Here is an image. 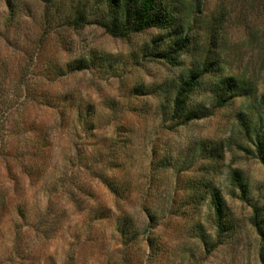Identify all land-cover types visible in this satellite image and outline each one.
Here are the masks:
<instances>
[{"label": "rangeland", "instance_id": "obj_1", "mask_svg": "<svg viewBox=\"0 0 264 264\" xmlns=\"http://www.w3.org/2000/svg\"><path fill=\"white\" fill-rule=\"evenodd\" d=\"M167 2L116 37L108 0H0V264H264V0Z\"/></svg>", "mask_w": 264, "mask_h": 264}, {"label": "trees", "instance_id": "obj_2", "mask_svg": "<svg viewBox=\"0 0 264 264\" xmlns=\"http://www.w3.org/2000/svg\"><path fill=\"white\" fill-rule=\"evenodd\" d=\"M44 1L51 2L52 0ZM100 25L105 27L107 32L113 36L127 37L131 33L149 29H170L175 24L173 9L167 0H108V15L100 21ZM188 43V37L184 36L179 42L174 43V45L160 53L159 56L175 64L185 52ZM202 74L199 71H192L186 79L181 81L173 99L172 116L174 120H181L185 117L190 97L199 85ZM258 148L264 163V145L259 144ZM234 180L244 192L246 187L240 183V178L237 174L234 175ZM211 195L216 222L218 227L222 228L225 210L224 200L219 191H214ZM253 222L264 241V219H261L257 207Z\"/></svg>", "mask_w": 264, "mask_h": 264}]
</instances>
